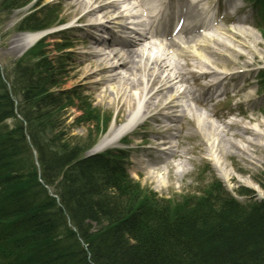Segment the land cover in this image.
Masks as SVG:
<instances>
[{
    "label": "trees",
    "instance_id": "obj_1",
    "mask_svg": "<svg viewBox=\"0 0 264 264\" xmlns=\"http://www.w3.org/2000/svg\"><path fill=\"white\" fill-rule=\"evenodd\" d=\"M1 4L16 7L20 0ZM40 22L33 14L22 25L37 29ZM31 52L16 61L4 79L0 76V264H57L55 256L40 255L41 250L53 248L58 229L67 230L64 221L57 228L50 221L55 214H66L74 226L85 227L83 219L97 223L95 233L82 228L81 234L93 264L241 263L264 255L263 204L246 208L248 217H238L239 204L216 184L169 211L166 202L142 195L118 158L85 157L96 134L90 131L82 146L76 138L67 139L64 123L56 121L61 116L59 108L66 105L59 95L49 93L63 72V64L57 61L62 58L42 55L40 64L33 63L26 61ZM16 103L21 120L14 114ZM95 115L84 108L75 123L96 133L99 119L93 123ZM8 119L14 120L11 128ZM30 146L36 152L41 179L55 185L59 205L38 183ZM140 216L146 223L126 228ZM102 220L107 221L105 226L100 225ZM130 242L135 245L126 244ZM70 264L89 263L82 257Z\"/></svg>",
    "mask_w": 264,
    "mask_h": 264
},
{
    "label": "bare ground",
    "instance_id": "obj_2",
    "mask_svg": "<svg viewBox=\"0 0 264 264\" xmlns=\"http://www.w3.org/2000/svg\"><path fill=\"white\" fill-rule=\"evenodd\" d=\"M61 1L72 15L85 9L74 23H78V21L86 23L73 29L75 32L81 31L84 35L83 39H77L74 43L77 42L81 47V51L75 53V57L78 62L77 67L82 69L81 74L85 88L90 90L98 103L109 107L117 105V111L121 114L127 110L126 120L121 125L111 128L109 135L97 144L96 149L104 150L106 147L114 145L115 139L128 131L139 116H145L143 123L145 136L140 144H149V146L142 147V149H154L155 152L165 155L166 158L160 160L161 162L153 161L151 163L137 160L140 165L138 169L146 175L148 180L158 177L157 182L161 187H166L167 182L161 181L162 177L158 175L161 169L157 166L161 163L166 164L169 159L183 158L182 156H187L190 153L188 149L178 150L182 149L178 139H180V134L190 131L191 128L202 136L204 152L215 161V168L220 174L229 177L230 171L226 168L225 163L232 157L242 158L244 155L250 164L261 163L263 159L259 156L257 149L260 146V141H264V123L258 121L255 110L245 107V103L252 101L253 97L250 94H241L250 87L247 69L260 60L255 51L246 46L248 39L255 44L260 38L252 29L246 27L247 21L238 20L239 25L236 31L239 34L227 32L218 26L210 27L206 24V16L200 15L199 17L197 14L201 11H198V7L212 6L211 0H188V2L183 0L178 12L172 14H168L167 11L170 9H167V6L170 3H175L173 0H151L147 7L144 6L146 1L143 2V0ZM130 1L132 5L127 11L124 8L130 6L128 5ZM164 2L167 3V6H164ZM123 5L127 6L123 7ZM184 14L187 15L188 23H193V25L182 29L176 28V31H174L175 25H173V29L171 27L169 30L174 21H178L179 17ZM164 16L168 19L167 25L158 30H150L146 34L142 32V28L147 27L151 21L153 23ZM129 19L132 20L131 28L127 27L129 23H125ZM111 25H116L121 35L128 34L131 39L116 38L112 44H105V38L99 40L96 34L106 31ZM16 30L18 33L23 31L18 28ZM201 30L208 33H202ZM109 31L111 32V30ZM107 35L111 37L110 33ZM40 37L41 35L38 33H25L19 35L15 39V43L22 51H25L36 41H39ZM228 38L233 40L235 45L241 47L240 49H246L250 59H247L246 54L227 46L224 40H229ZM56 41L54 36L42 40L44 46L39 45L38 50L33 48L30 53L31 58H28V54L26 61L36 63L37 60L40 64L42 55L52 59L51 53H55L54 42ZM50 47H53V51H50ZM94 47L98 48L97 51H94ZM28 52L22 53L21 56L25 57ZM229 55H233L236 60H240L242 63L237 65L234 62L233 69L229 70L228 64L220 63L224 59L228 60ZM57 61H60L61 65L63 64V72L58 78V83L56 82V86L52 87L49 93L55 96L59 95L63 104L66 105V107L59 108L61 116L57 117V123H61L63 115L66 116L69 113L76 114L75 118L79 114L83 115L84 108L87 107L96 113L97 116H93L92 119L93 123L96 122L103 116V113L95 107L91 98L90 106L85 107V100L83 101L80 96L84 91L79 89L76 84H69V66L64 63V58ZM0 64L5 66V64ZM237 79L241 80L242 85L239 84L241 87L229 86L230 81ZM189 81H193L202 90V94H209L208 100L213 101L219 96L225 95L230 96L233 100H238L237 109L241 110L240 120L221 124L211 121L207 113L200 110L206 99L195 94V91L189 86ZM223 83L225 84L223 85ZM220 86L223 89L218 94L219 96H215V92ZM77 90L81 91L80 95L76 93ZM14 106L17 110V103ZM213 116L216 117L215 114ZM243 120L247 122L244 124ZM190 121H192V126L187 129L185 124H189ZM250 123L255 124L256 129L247 125ZM84 126L86 125L84 124ZM54 133L59 132L55 130ZM151 135L153 136L150 138ZM172 140H177V142L172 144L170 142ZM182 163L184 162L179 163L178 166ZM230 166L234 171L242 173L241 168L235 166L233 162ZM163 169L168 181V166H164ZM38 183L53 193L55 185H49L42 179ZM245 191L243 196L246 201L229 196L239 204L238 217L242 218L249 216L246 208L262 204L264 206V197L258 199L247 190ZM198 193L196 196L199 197ZM52 197L59 205L54 194ZM180 203L181 201L177 202L172 208L169 207L168 202L166 205L170 209L169 211H172ZM98 216L101 215L98 214ZM144 219L143 216H140L136 221L130 222L126 228L143 225L146 223ZM83 220L86 225L80 227L74 226L72 218L66 214L53 215L50 221L56 224V228L59 223L64 221L67 230L72 233L69 234L65 227L58 229L53 240V248L41 250L40 255L42 256L43 253L47 255L46 257L55 256L57 264H70V261H74L76 258L82 259V257H85L89 264H93L90 261L91 250L87 249L81 239V234L82 228L84 231L86 228L89 233H95L98 225L94 221ZM100 223L101 226H105L107 221L102 220ZM126 238L131 241L130 236H126ZM126 244L135 245L133 242ZM56 246L60 248H56ZM50 261L52 262V260ZM240 262L229 260L220 264H245L244 262L246 264H264V255L260 258L241 260Z\"/></svg>",
    "mask_w": 264,
    "mask_h": 264
},
{
    "label": "rangeland",
    "instance_id": "obj_3",
    "mask_svg": "<svg viewBox=\"0 0 264 264\" xmlns=\"http://www.w3.org/2000/svg\"><path fill=\"white\" fill-rule=\"evenodd\" d=\"M46 3H56L57 2V8L56 11L59 13L60 19L64 18L65 20L74 21L77 17H79L85 9L79 10L75 15L70 14V10L64 7L63 1L60 2V0H44ZM235 0H233L234 3ZM60 2V3H59ZM33 3L27 5L26 7L22 8L21 10L15 11L13 13H2L0 12V63L5 64L6 68L8 66L12 65V63L17 60L20 55L25 52L20 49L19 46H16L15 39L21 35V33H18L16 30V22L21 18L23 14L28 12L30 7ZM231 5V6H230ZM229 6H226L225 3H221L218 10L226 11L230 13V10L234 7L238 8L245 6L242 2V0H236L234 5L230 4ZM233 7V8H232ZM247 11L245 14L246 19L249 20L248 26L252 28V30L256 33L258 37H260L257 40V43H251V40H247L246 46L248 49H251L255 51L258 58L260 59L258 62L253 64L249 69H247V77L248 82L250 83V87L244 92H242V95L250 94L253 97L252 101H249L245 103V107L247 109H253L257 113V119L260 122L264 123V93H260L257 91L256 86V79L258 78L256 76L257 70L260 68H264V41L261 38V35L259 33V30L255 28V25H252L250 22L249 17L247 16ZM82 25L86 22H81ZM78 24H73L71 26H76ZM223 28H226V30H231L235 32V28L228 27L227 25H223ZM65 36L67 39H70V41H73L70 43L73 47V52L79 53L81 51L80 45L74 43L77 39H83L84 35L81 31L75 32L73 30L65 32ZM74 39V40H73ZM225 44L227 46H230L234 48L237 52H241L247 55V59H250V55L248 52L243 49H240L241 47L235 45L233 40H224ZM53 48V47H52ZM50 47V51L52 49ZM52 56H55V53H51ZM71 57L73 58V55L71 54ZM234 62H236L237 65H240V60H236L233 55H229L228 60H222L220 63L228 64L229 70L233 69ZM77 60L76 58L72 59V62L68 64V74L70 77L69 84H79L81 86V90L84 91V93L89 96L92 101L95 104V107L103 113V117H111V123L109 125V128L111 125L117 121H123L125 120L126 110H124V113H118L117 111V105L115 106H106L104 104L98 103L97 99L91 94L89 89L85 88V85L83 84V77L81 74L82 69L77 67ZM222 66V64H221ZM219 69V68H218ZM259 76V75H258ZM241 80H232L228 84L229 86L235 85L238 87H241ZM225 83H223L224 85ZM241 84V85H239ZM228 86V85H227ZM225 87V86H224ZM223 97H220V99L217 101L219 102L217 105L212 103H205L203 107H200L202 109L203 113H207L209 118L217 122L218 124L221 123H228L231 120L227 118L228 112H235L241 111L237 109V103L238 100H233L229 96L225 99V103H223ZM244 99V98H243ZM246 99V98H245ZM250 106V107H249ZM213 114L216 115L218 118H214ZM76 114L69 113L65 117L63 116L61 121L64 123V129L67 132L68 138H76L79 140V145L81 146L86 142V138L89 137V131H92V135L96 134L95 129L87 128L84 126V124H76L75 121ZM240 120V119H238ZM115 121V122H114ZM244 124L247 122L246 120H243ZM9 125L12 124L11 121L8 122ZM248 126L255 128V124H247ZM187 129L191 128L192 121H190L189 124H185ZM184 129V127H183ZM108 134V133H107ZM106 134V135H107ZM104 135L100 138V141L106 137ZM142 133L136 137L127 136L131 142L139 141L142 137ZM26 142L28 145H30L29 140L27 136H25ZM137 139V140H136ZM202 136H200V133H197V131L193 130L191 128L190 131H184L181 136V145L182 149H188L189 154L187 156H182L183 158H178L177 162L184 161V163L181 164V167L178 169H171L170 166L167 164H159L157 167L160 168V172L158 175L162 177L161 181L164 180L167 182L166 187H161L158 185V177L155 179L151 178L150 180L146 179V175L139 171L138 161H143L147 163H151L153 161H159L158 155L154 153L153 151H149L148 149H136L133 144H129L126 148H129L130 153V160L127 164V169L132 178L137 181L141 186L142 195L146 193H156V195L168 202V205L170 208L177 204V202L183 200L184 198H187L193 193L196 195L197 192L201 190H205L208 184H212V181H216L217 183H221L227 192L234 194L235 192L239 191L240 189H245L249 193H251L252 196L259 198L264 197V141L262 140L259 143V148L257 151L259 152V156L262 157L263 160H261V163H253L250 164L244 155H242V158L232 157L231 160L228 159L226 161V168L230 171L229 177H227L225 174H220L217 168H215L214 160L206 153L204 152L205 146L201 142ZM99 141V142H100ZM122 146V144L117 143L115 145H111V147L106 148H119ZM146 146V145H145ZM148 146V145H147ZM34 148H30L32 150ZM30 154L32 153L29 152ZM32 157V156H31ZM185 158V159H184ZM33 159V158H32ZM138 160V161H137ZM234 163L235 166H238L241 168L242 173L236 172L233 170V168L230 166L231 163ZM168 166V181L166 180L164 166ZM181 176V179H180ZM220 184V187L222 188V185ZM240 201H246V199L239 198Z\"/></svg>",
    "mask_w": 264,
    "mask_h": 264
}]
</instances>
